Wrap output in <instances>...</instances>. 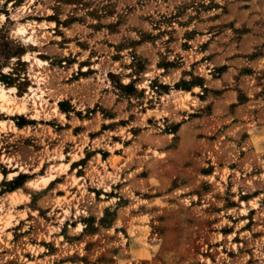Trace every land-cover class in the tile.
I'll use <instances>...</instances> for the list:
<instances>
[{
	"label": "rangeland",
	"instance_id": "rangeland-1",
	"mask_svg": "<svg viewBox=\"0 0 264 264\" xmlns=\"http://www.w3.org/2000/svg\"><path fill=\"white\" fill-rule=\"evenodd\" d=\"M0 86V264H264V0H0Z\"/></svg>",
	"mask_w": 264,
	"mask_h": 264
},
{
	"label": "crops",
	"instance_id": "crops-1",
	"mask_svg": "<svg viewBox=\"0 0 264 264\" xmlns=\"http://www.w3.org/2000/svg\"><path fill=\"white\" fill-rule=\"evenodd\" d=\"M85 73H87V71H84ZM87 152V151H86ZM84 159H87V153H84V156L82 157V158H80V159H78V160H74V161H72L71 162V165H70V168H69V170L67 171V172H65V173H63V174H60V175H58L53 181H51L49 184H48V186L47 187H45L44 188V190H48L54 183H57V181H59V179H62V181H63V183L62 184H66L67 182H68V176L70 177L71 175H72V173H73V171H75V170H77V174L79 173V170L77 169V167L79 166V167H81L82 168V164H81V162L84 160ZM21 174L19 173L14 179H12V182L13 181H15V179H18L19 177H21L20 176ZM4 176V179H3V181L1 182V183H4V182H6L8 179H6V176L5 175H3ZM42 176H44V175H42ZM83 178V177H82ZM28 179V178H27ZM33 180V179H32ZM26 181H28V180H26ZM28 184V183H27ZM61 184V185H62ZM26 185V182L23 184V187ZM56 185H59V184H56ZM18 189H23V188H18ZM17 189V190H18ZM17 190H15V191H17ZM15 191H13V192H15ZM24 192V191H23ZM12 193V192H11ZM7 194H10V193H7ZM26 195V194H25ZM29 198H33L32 197V195L31 194H29ZM31 200L32 199H30L29 201H26V202H22V203H20V204H18L17 206H16V209H17V211L18 212H26V214H27V219H29L30 218V216L31 215H29V212H28V210H30L29 209V207H28V203H30L31 202ZM30 214H32V211L30 212ZM27 219H20L19 221H18V223H16L17 224V226H16V224H13V227H9V228H7V230H12L13 228H17L18 226H21V225H23V222H25V221H27ZM24 232H26V231H24Z\"/></svg>",
	"mask_w": 264,
	"mask_h": 264
},
{
	"label": "bare ground",
	"instance_id": "bare-ground-1",
	"mask_svg": "<svg viewBox=\"0 0 264 264\" xmlns=\"http://www.w3.org/2000/svg\"><path fill=\"white\" fill-rule=\"evenodd\" d=\"M10 91H12V89ZM0 101L5 104L11 103L9 95H7V93L5 92V90L2 89L1 86H0Z\"/></svg>",
	"mask_w": 264,
	"mask_h": 264
},
{
	"label": "trees",
	"instance_id": "trees-1",
	"mask_svg": "<svg viewBox=\"0 0 264 264\" xmlns=\"http://www.w3.org/2000/svg\"><path fill=\"white\" fill-rule=\"evenodd\" d=\"M59 105H60V107H62V103H60ZM20 176H21V175H20ZM19 178H20V177H19Z\"/></svg>",
	"mask_w": 264,
	"mask_h": 264
}]
</instances>
